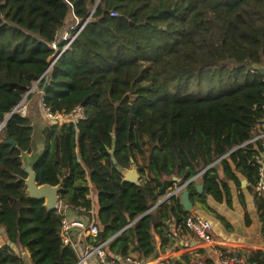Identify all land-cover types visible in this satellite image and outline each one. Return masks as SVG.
I'll list each match as a JSON object with an SVG mask.
<instances>
[{"label": "trees", "instance_id": "1", "mask_svg": "<svg viewBox=\"0 0 264 264\" xmlns=\"http://www.w3.org/2000/svg\"><path fill=\"white\" fill-rule=\"evenodd\" d=\"M75 19L84 28L48 71L50 45ZM263 68L264 0H0V125L11 114L0 131V264H24L23 251L30 264L79 260L61 241L62 214L26 195L20 156L33 132L15 109L33 86L40 92L48 77L44 108L81 107L84 117L43 131L36 182L61 185V203L87 214L89 178L99 232L88 245L141 262L157 253L154 233L163 238L167 222L188 215L175 196L156 206L176 186L199 175L185 188L202 204L229 200L237 173L256 187L263 146L251 140L264 122ZM131 160L137 184L116 170ZM254 202L264 237L263 195Z\"/></svg>", "mask_w": 264, "mask_h": 264}, {"label": "crops", "instance_id": "2", "mask_svg": "<svg viewBox=\"0 0 264 264\" xmlns=\"http://www.w3.org/2000/svg\"><path fill=\"white\" fill-rule=\"evenodd\" d=\"M71 23L69 26L74 22ZM41 97L42 93L40 92L37 106L43 112ZM26 112L31 120V124L38 125V133L41 126L42 128L44 127L40 133L42 134L46 129L45 121L42 120L44 118L42 116V119L37 118L33 115L30 103H28V111ZM57 125L60 126L62 124L59 122ZM236 175L239 185L232 181L228 182L230 187L229 200L224 199L222 202H217L212 197H207L205 204L193 202V208L189 214L198 215L211 224V241L199 239L191 231L183 227L179 228L180 224L172 220L166 223L163 238L154 233L157 253L149 259L141 261L140 264H159L164 260H170L172 264H192L197 261L214 264L219 258V253H223L224 255L237 253L247 263L254 262V259L258 255L261 256L260 258H263L264 237L262 235V223L254 202V194L260 192L256 187L251 188L250 192L249 187L251 186L247 179L239 173ZM87 181L90 189L88 195V202L90 203L89 212L87 214H79L72 210H67L66 215L70 220H79L84 223L93 222L98 225L96 192L89 178H87ZM60 204L62 207L63 204L61 202ZM75 236L76 231H73V240L76 239ZM86 238L87 236L83 235L79 241L81 251H84L89 246ZM4 242V231L0 229V246ZM20 253L25 261L24 264H30L28 253L26 251ZM88 264L99 263L96 257H91Z\"/></svg>", "mask_w": 264, "mask_h": 264}, {"label": "built area", "instance_id": "3", "mask_svg": "<svg viewBox=\"0 0 264 264\" xmlns=\"http://www.w3.org/2000/svg\"><path fill=\"white\" fill-rule=\"evenodd\" d=\"M110 16L115 17L117 14L115 12H110ZM86 22L79 23L77 19L75 22L68 27V30L61 35L57 42H53L50 47L54 50V54L52 55L53 64H49L48 71L53 68L55 61L59 58V56L70 47L71 43L77 36V34L84 28ZM64 42L63 48L59 51L58 44ZM50 58V59H51ZM24 100V99H23ZM23 100L17 106V111L20 109ZM43 105V104H42ZM43 110L46 111L44 116H47L48 121L55 120L57 124L64 121H69V123H77L79 120L83 119V109L81 107H76L71 114H59V113H52L48 109H45L44 106ZM20 111H18L22 116L26 114V106ZM262 131L256 134L251 141H261V145L263 146V150L254 156V159L257 161V172H258V182L256 184L257 190L263 195L264 193V122L261 124ZM264 196V195H263ZM87 196V201H88ZM72 210L73 212H84V209L81 208H72L61 204H58L57 211L62 214L61 219V227H60V238L63 244L70 245L78 255V263L77 264H88V261L91 257H96L99 264H140L139 261L133 259L132 257H126L125 259L121 260L120 258L111 257L109 258L103 249L106 243L100 244L95 247L88 246L84 251L80 250L79 241L86 235L87 237H96L99 232L98 225L96 223H84L79 220H70L67 215L66 211ZM90 210V209H89ZM89 212V211H88ZM190 213V212H189ZM188 215L184 218L179 225V228L183 227L192 233H194L199 239L203 241H211V224L203 220L198 215ZM76 231V239H72V232ZM264 261V257L261 258ZM159 264H172L170 260L161 261ZM192 264H206L203 261H197ZM214 264H259L258 262H250L247 263L244 259L237 253L224 255L223 253H219V258Z\"/></svg>", "mask_w": 264, "mask_h": 264}, {"label": "water", "instance_id": "4", "mask_svg": "<svg viewBox=\"0 0 264 264\" xmlns=\"http://www.w3.org/2000/svg\"><path fill=\"white\" fill-rule=\"evenodd\" d=\"M95 8V7H94ZM53 64V59H50V65ZM260 74L264 76V68L260 70ZM48 84V77L44 79V83L42 85V90L40 91L43 96V92ZM31 91V90H30ZM28 95V94H27ZM27 95L25 97H27ZM42 98V97H41ZM42 100V99H41ZM19 105V104H18ZM17 110V107L16 109ZM14 110V111H15ZM11 115V114H10ZM10 115L5 119V121L0 125V131L2 127L4 126L5 122L8 120ZM41 118V116H40ZM42 119V118H41ZM46 127L48 125H57V121L52 120L50 123H46ZM32 127V143H31V149L30 152L22 153L20 158L22 161V171L26 174V178L24 179V183L26 186V195L29 199L42 201L44 208L48 211H55L58 208V204L60 201V192H61V185L57 186H49V185H39L36 182V174L34 171V168L36 164L42 159L44 152H45V142L43 139V134H40L44 127L40 129V132L38 133V125L37 124H31ZM39 134V136H38ZM6 145H10L11 147L15 148L16 143L11 141L10 139H6L3 141ZM112 153V152H111ZM113 164H116V160L112 159ZM131 167L130 168H124L122 166L116 165V170L122 177V182H127L130 184H137L140 181V174L138 173V169L136 165L131 160ZM199 175H196L195 177L191 178L184 184L175 187L167 196H165L163 199H161L156 206L161 205L164 201L170 199L171 197L175 196L178 198L180 205L182 206V209L185 213H189L191 209L193 208V203L190 201L189 191L185 189V187L193 182L195 179L198 178ZM177 183L179 180L174 179ZM195 189L197 194H201L203 192V184L201 181L195 182ZM126 218L128 219V216L126 215ZM6 244L12 249V251L15 254H19V251L17 247L10 241H6Z\"/></svg>", "mask_w": 264, "mask_h": 264}, {"label": "rangeland", "instance_id": "5", "mask_svg": "<svg viewBox=\"0 0 264 264\" xmlns=\"http://www.w3.org/2000/svg\"><path fill=\"white\" fill-rule=\"evenodd\" d=\"M30 92L32 94L34 93V96H32L30 99H26V97L24 96L23 97L24 100L22 99L23 102L21 104L20 109H18V111H20L22 113L21 110L24 108V106H26V109L28 111V103H30L31 110H33V115L36 116L37 118H40V116H42L46 120V123L48 124V118H47V116H44L46 111L42 112L41 109H39L37 106V101L39 99L40 92H38L36 86H33ZM64 123H69V121L61 122V124H64Z\"/></svg>", "mask_w": 264, "mask_h": 264}]
</instances>
